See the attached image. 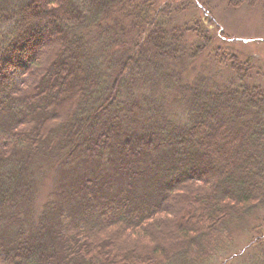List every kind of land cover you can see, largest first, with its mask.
<instances>
[{
  "label": "trees",
  "instance_id": "obj_1",
  "mask_svg": "<svg viewBox=\"0 0 264 264\" xmlns=\"http://www.w3.org/2000/svg\"><path fill=\"white\" fill-rule=\"evenodd\" d=\"M197 6L0 0V264H221L264 210L263 63Z\"/></svg>",
  "mask_w": 264,
  "mask_h": 264
},
{
  "label": "rangeland",
  "instance_id": "obj_2",
  "mask_svg": "<svg viewBox=\"0 0 264 264\" xmlns=\"http://www.w3.org/2000/svg\"><path fill=\"white\" fill-rule=\"evenodd\" d=\"M180 2V0H177ZM193 6L198 7L197 3L203 5L204 9L209 12L208 16L213 20L211 23H215L217 28H210L212 34L217 36L224 33V39L218 41L222 47H225L229 51L235 49L243 51L242 58L247 55H252L256 61L263 63L264 69V10H261L258 5L251 8L240 6L234 7L232 0H191ZM231 2V3H230ZM198 10V9H197ZM195 9H189V14H199L201 9L197 11ZM201 15V14H199ZM261 35V36H258ZM232 38H237L239 41L231 42ZM230 39V40H229ZM243 41H246L245 43ZM242 43H244L242 45ZM246 51V52H245ZM256 63V62H255ZM259 65V64H257ZM8 76L7 82L16 81L20 83L24 80V75L21 71L9 66L5 71ZM36 205L37 201H36ZM256 212V210L250 215L247 220L245 231H237L233 236V242L225 249L227 255L223 257L221 264H234L233 260L237 257H241V254H250L256 248L257 237L264 233V222L262 216H264V210ZM260 214V215H259ZM262 232L261 234H257ZM256 239L257 242L251 241ZM260 239V238H259ZM136 241L137 239H131ZM260 241V240H259ZM215 264L216 263L215 261Z\"/></svg>",
  "mask_w": 264,
  "mask_h": 264
},
{
  "label": "water",
  "instance_id": "obj_3",
  "mask_svg": "<svg viewBox=\"0 0 264 264\" xmlns=\"http://www.w3.org/2000/svg\"><path fill=\"white\" fill-rule=\"evenodd\" d=\"M245 42V41H244Z\"/></svg>",
  "mask_w": 264,
  "mask_h": 264
}]
</instances>
